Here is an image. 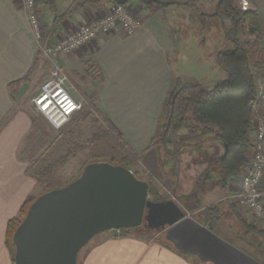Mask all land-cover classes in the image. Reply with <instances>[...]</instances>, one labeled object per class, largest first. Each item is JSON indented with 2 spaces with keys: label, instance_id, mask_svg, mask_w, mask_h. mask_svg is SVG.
<instances>
[{
  "label": "crops",
  "instance_id": "1",
  "mask_svg": "<svg viewBox=\"0 0 264 264\" xmlns=\"http://www.w3.org/2000/svg\"><path fill=\"white\" fill-rule=\"evenodd\" d=\"M79 1L72 0L61 12H54L45 5L46 0H39L40 18L44 21L48 40H56L110 9L106 3L96 7L88 4L74 11L52 32L54 17L69 12ZM158 1L170 4L164 6L154 2L147 5L141 0L128 2L124 6L130 7L132 15L140 22L133 33L121 31L102 36L60 61V67L68 77L67 88L71 95L77 100L93 102L107 123L139 154L151 150L148 148L160 129L166 98L175 78L179 77L171 55L179 41L186 39L190 31L186 30L196 29L198 25L191 18L192 15L198 16L192 8L194 3L188 4L191 0ZM244 1L248 2L249 9L258 12L264 24V0ZM22 5V0H0V264H12L5 241L8 222L19 215L28 197L40 195L41 188L27 174L29 166L38 163L33 161V156L26 159V153L27 149L30 151L34 130L43 127L33 117L30 104L38 93L40 79L48 71V61L40 50L42 44L37 43L30 31ZM175 14L177 18L172 22L168 17ZM199 20V24L205 26L206 20L203 21L201 16ZM217 52L208 61L200 57L196 61L211 63L218 68ZM36 63L35 71L30 74ZM218 71L221 80L225 74L220 68ZM69 74L80 86L74 88L75 92L71 91ZM255 74L264 83V65ZM204 84L211 86L213 82ZM260 108L264 114V105ZM240 178L228 181L225 189L219 184L211 186L212 191L219 192L217 197H222L218 202L232 199V195L240 190ZM262 190L264 192V183ZM216 195L209 197L215 199ZM258 224L264 225V220H259ZM83 250L79 264H204L195 256L182 255L165 243L134 236H103L97 244Z\"/></svg>",
  "mask_w": 264,
  "mask_h": 264
},
{
  "label": "trees",
  "instance_id": "2",
  "mask_svg": "<svg viewBox=\"0 0 264 264\" xmlns=\"http://www.w3.org/2000/svg\"><path fill=\"white\" fill-rule=\"evenodd\" d=\"M91 1L81 0L76 7L64 15L57 14L54 17L52 32H55L60 23L74 11L84 8L89 3L99 2V0ZM195 1L199 0H191L188 4ZM45 5L50 6L56 12L55 0H46ZM200 16L203 21L207 18H220L229 21V27H225L223 30L226 47H220L215 55L216 64L225 77L214 82L211 86L176 77L166 98L160 129L148 149L162 150L164 156L173 161L176 169H180L181 160L179 159L185 150L206 145L207 149L216 153L213 160L208 159L209 168L207 170L215 171L216 181L214 183L225 189L228 181L241 177L247 171L253 151L254 115L250 107L257 95L256 82L258 78H256L255 72L264 65L263 58L257 56L264 54V24L256 10H241L239 0H219L215 14ZM244 36H247L248 39H244ZM35 66L37 63L30 74L35 71ZM87 103L79 115L93 123V127H95L93 136L84 144L75 143L65 154L58 157L53 163L45 165L40 171L36 170L35 163L29 166L27 174L42 188L43 192L40 195L54 189L64 188L75 181L88 163L84 165L79 175L59 187H52L49 177L66 166L76 155L92 150L101 142L110 144L115 153L108 163L121 165L132 171L140 163V154L133 150L122 134L107 123L93 102ZM77 117H74L70 122L78 119ZM90 159L89 163H93L96 158L91 156ZM134 175L137 177L135 172ZM212 179V174L207 172L205 176H202L201 184L204 186L208 182H212ZM150 185L151 183H149ZM150 192L157 195L152 186H150ZM40 195L28 197L23 203L19 215L8 222L5 241L9 254H11L12 264H14L15 251L12 241L13 234L25 218L32 202ZM189 209L190 212L196 214V221L211 228L221 238L231 242L264 264V228L250 223L233 200H221L204 207L200 198L197 197V200L190 204ZM194 213L192 214L194 215ZM138 229H141V226L120 230L119 237L143 238L135 235ZM161 233L162 231L155 235ZM100 236L95 237L86 248L97 244ZM109 237L115 238L116 236L110 232ZM165 244L173 247L167 241Z\"/></svg>",
  "mask_w": 264,
  "mask_h": 264
},
{
  "label": "water",
  "instance_id": "3",
  "mask_svg": "<svg viewBox=\"0 0 264 264\" xmlns=\"http://www.w3.org/2000/svg\"><path fill=\"white\" fill-rule=\"evenodd\" d=\"M149 193V183L124 166L88 163L75 181L32 202L13 234L14 264H79L80 253L95 237L142 225ZM173 222L163 235L183 255L204 264H263L191 216L181 214Z\"/></svg>",
  "mask_w": 264,
  "mask_h": 264
},
{
  "label": "rangeland",
  "instance_id": "4",
  "mask_svg": "<svg viewBox=\"0 0 264 264\" xmlns=\"http://www.w3.org/2000/svg\"><path fill=\"white\" fill-rule=\"evenodd\" d=\"M69 2H72V0H55L57 12H61L62 8H66ZM112 2V0H99V2L89 4L96 7L98 4L105 5L106 3L108 7L112 8ZM218 2L219 0H199L194 2L192 8L194 12H197L196 14H198V16L192 15L191 18L195 20V24L198 25L196 29L191 28L186 30H190L187 36H185L186 39L179 41L178 47L174 49L171 55L172 62L177 70L176 74L185 81L197 80L199 83H214L220 80V73H218V68L215 65L196 61L198 57L202 58L203 61H208L220 47H226L223 39V30L225 27H229L230 24L228 20L207 18L205 26H203L204 24H199L200 15L204 14L210 16L216 13ZM75 6H77V4H75ZM168 18L174 22L173 19L177 18V15L175 14L174 17ZM172 22L171 25L174 24ZM244 39H248L247 36H244ZM257 56L264 59V54H258ZM47 64L48 66L46 67L48 71L45 73L46 75L40 79L38 91L45 82V79L49 77L51 70L49 66L51 65L49 62H47ZM69 76L70 79H72L70 82L71 87H73L71 91L75 92L74 88H80V86L76 84L72 75L69 74ZM30 105L34 115L33 117L43 125V127H37V129L34 130L32 135L33 139L29 144L31 147L30 151L26 148L28 151V153H26V159L29 158V156H33V161H37L38 163L36 167L38 171L42 170L45 165L56 161L58 157L65 154L75 143H86L95 133L93 123L81 117V115H79L80 113L74 116H80L77 117L78 119L68 123L65 127H62L61 130L53 129L44 117L37 114L35 108H33L34 106H32V104ZM114 154L110 144L101 142L94 146L92 150L76 155L66 166L49 177V181L52 182V187H59L61 184H65L79 175L84 165L91 162V156L96 158L94 162L108 163L112 160ZM215 157V151L207 149L206 145L199 146L195 149H187L180 156V169H176L173 161L165 157L163 151L158 148H153L148 153H141L140 163L133 168V172L137 174V178L151 183L150 186L157 192V195H153L151 192L149 193V197L147 198L149 203L145 210L144 221L142 222L141 229L136 230L135 235L142 236L143 238H140L142 240H152L161 244L165 243L166 240L163 235V229L168 228L169 225L174 223L173 221L176 222L180 214H189L188 216L196 219V214L190 212L191 210L189 208L190 204L197 200V197L200 198V202L204 207L222 198L221 195L217 197L218 195L216 194L219 192H214L211 188L213 184H217L214 183L216 181L214 177L215 171L212 169L207 170L209 168L207 163ZM207 172L212 174L213 179L212 182L209 183L207 181L208 183L203 186L201 184L202 176H205ZM41 192H43L42 188L39 189L38 194ZM214 195H216L215 199L209 197ZM233 201L236 203L234 199ZM236 205H238L250 223H255L257 226H262V228H264V225H259V220L254 219L255 217L246 207H242L238 202ZM192 213H194V215ZM160 231H162L161 234L155 235ZM108 235H110V232L98 237V241H100L103 236L106 237ZM83 251L84 250H82V252ZM196 259L201 263L198 258Z\"/></svg>",
  "mask_w": 264,
  "mask_h": 264
},
{
  "label": "built area",
  "instance_id": "5",
  "mask_svg": "<svg viewBox=\"0 0 264 264\" xmlns=\"http://www.w3.org/2000/svg\"><path fill=\"white\" fill-rule=\"evenodd\" d=\"M30 28L40 43L42 55L51 66L50 74L41 85L38 93L32 99L35 111L44 117L53 129L61 130L79 113L88 103L75 99L68 91V77L60 67L63 57L99 39L102 36L118 32L131 34L138 28L140 22L132 15L130 7L114 4L112 8L100 15L84 22L73 31L60 36L58 39L48 40L46 37L44 21L40 18L39 0H22ZM240 8L249 9L248 2L241 0ZM257 95L251 105L254 115L253 151L249 160L247 171L241 176L240 190L232 195V199L242 207H246L254 219L264 220V115L261 108L264 105V83L257 80ZM188 216V215H187ZM120 236V230L113 232Z\"/></svg>",
  "mask_w": 264,
  "mask_h": 264
}]
</instances>
